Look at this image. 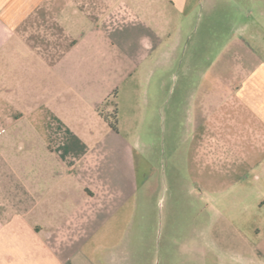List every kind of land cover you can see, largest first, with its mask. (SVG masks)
I'll list each match as a JSON object with an SVG mask.
<instances>
[{"label":"crops","instance_id":"crops-1","mask_svg":"<svg viewBox=\"0 0 264 264\" xmlns=\"http://www.w3.org/2000/svg\"><path fill=\"white\" fill-rule=\"evenodd\" d=\"M219 5L0 0V264H140L151 221L137 203L132 145L113 122L120 107H137L151 67L160 95L176 66L167 53L179 52L204 7ZM233 66L203 92L202 73L187 110L201 116L204 164H228L238 179L264 160V53ZM106 152L127 170L103 169ZM257 248L264 255V241Z\"/></svg>","mask_w":264,"mask_h":264},{"label":"rangeland","instance_id":"rangeland-1","mask_svg":"<svg viewBox=\"0 0 264 264\" xmlns=\"http://www.w3.org/2000/svg\"><path fill=\"white\" fill-rule=\"evenodd\" d=\"M220 2L211 10L204 7L202 17L197 14L194 33L181 38L179 52L167 53L176 66L163 74L160 95L151 67L137 93V107H120L113 122L132 145L137 203L147 204L151 221L140 264H264L257 248L264 241V160L238 179L228 164L223 172L205 165L195 141L201 116L187 110L189 92L199 89L202 73L208 76L203 92L218 82L223 68L244 61L249 50L264 53L254 36L258 25L264 28V0ZM236 39L242 44L238 55ZM168 104L175 105L173 110ZM108 155H103V169L109 162L127 170Z\"/></svg>","mask_w":264,"mask_h":264}]
</instances>
